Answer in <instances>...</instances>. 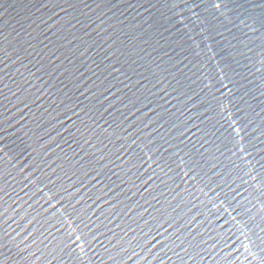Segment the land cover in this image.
<instances>
[{"label":"water","instance_id":"1","mask_svg":"<svg viewBox=\"0 0 264 264\" xmlns=\"http://www.w3.org/2000/svg\"><path fill=\"white\" fill-rule=\"evenodd\" d=\"M0 264H264V0H0Z\"/></svg>","mask_w":264,"mask_h":264}]
</instances>
